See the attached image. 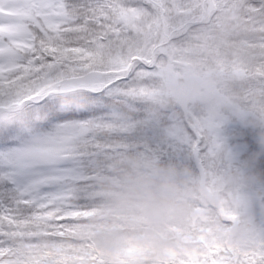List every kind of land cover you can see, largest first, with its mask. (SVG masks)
Instances as JSON below:
<instances>
[{
	"label": "snow or ice",
	"instance_id": "snow-or-ice-1",
	"mask_svg": "<svg viewBox=\"0 0 264 264\" xmlns=\"http://www.w3.org/2000/svg\"><path fill=\"white\" fill-rule=\"evenodd\" d=\"M201 10L200 0H0V89L30 100L23 123L0 127V264L19 241L75 250L91 175L110 155L217 163L231 122L157 103ZM65 85L75 89L70 105L58 94ZM237 264H264V246Z\"/></svg>",
	"mask_w": 264,
	"mask_h": 264
},
{
	"label": "rangeland",
	"instance_id": "rangeland-1",
	"mask_svg": "<svg viewBox=\"0 0 264 264\" xmlns=\"http://www.w3.org/2000/svg\"><path fill=\"white\" fill-rule=\"evenodd\" d=\"M201 17L202 12L198 11L194 20ZM180 67L171 62L161 80L157 98L159 107L163 105L164 109L195 112L202 117L216 116L233 125L228 133L227 146L219 152L217 163L208 167L211 171L206 182L207 196L199 191L200 176L197 178L193 168L188 174L189 181L184 178L186 175L176 174L175 177L181 181L187 211L179 218L166 221L150 239H145L149 228L146 219L137 216L135 210L123 211L120 203L132 195L142 179L154 177L158 168L163 170L162 174H172L167 164H163L166 163L164 157L154 151L142 150L145 157L142 160L147 162L131 161L134 172L119 167L122 159L105 162L101 173L91 175L87 186L91 191L88 211L73 226L74 237L82 239L83 243H77L76 249L72 250L51 242L45 247L19 241L5 257L4 264H22L25 259L37 257L41 264H71L76 257H86L85 264H92L86 262L100 257L93 252L95 249L104 252L105 264H115L117 259L129 262L126 264H180L181 261L184 264H237L240 254L264 245V199L259 200L262 191L264 195L263 173L255 174L240 167L241 164L248 165L252 157L263 156V146L260 148L253 144L264 140L263 130L258 129L263 126V116L260 115V112L263 114V106L261 109L256 106L248 109L224 92L225 80L232 76L231 73H238L240 66H235L231 72L213 74L202 67ZM69 89L73 87L65 85L59 90ZM2 94H6L5 101L15 107L23 100V95L7 87L0 89ZM10 117L14 116L4 114L2 119L9 120ZM251 120L253 127L250 126ZM230 141L232 143L228 145ZM175 160L181 164L187 162V159L179 157ZM235 194L238 195L236 199ZM244 197L246 199L243 200ZM219 203L224 206V211L215 206ZM241 221L253 228L255 235L250 242L233 238L235 227ZM102 233L118 236L123 244L122 251L107 253L99 243ZM84 242H88L92 251L78 255ZM49 252L53 254L48 255Z\"/></svg>",
	"mask_w": 264,
	"mask_h": 264
},
{
	"label": "trees",
	"instance_id": "trees-1",
	"mask_svg": "<svg viewBox=\"0 0 264 264\" xmlns=\"http://www.w3.org/2000/svg\"><path fill=\"white\" fill-rule=\"evenodd\" d=\"M200 2L203 7V10L200 11L202 17L193 20L186 27L182 39L175 47L171 62L181 66L180 69L183 67L188 69L202 67L212 74L215 72H231L235 66H240L238 73H231L232 76L226 78L224 92L228 94L231 100L239 102L248 109L251 107L261 109L263 106V114L258 111L263 116V126L260 125L258 129L261 132L263 130L264 134V11L259 6V0H200ZM74 92V88L58 90V94L63 97L62 102L66 105L73 102ZM6 96V94L0 95V127H10L17 123H23L29 111L30 100L23 96V100L15 107L11 104L10 106L8 100L5 101ZM160 107L162 108L163 105H160ZM4 114L14 117H10L9 120L2 119ZM252 121L250 126L253 127ZM231 141L228 145L232 143ZM253 144L256 147L260 146V148L263 146L264 149V140L263 143L254 142ZM142 150L129 149L120 151L118 155L116 153L110 155L95 169L93 174L101 173L104 169V163L115 159H122L119 167L132 172L134 166L131 161L147 162L142 160L145 158ZM164 159L166 163L163 164H167L168 169L174 176L181 173L182 176L183 174L186 175L184 178L189 181L188 174L191 173L193 168L197 172V178L200 176V182L204 176L206 182L209 178L211 169L196 167L188 159L187 162L182 164L176 161L175 158L164 157ZM248 163V165L241 164L240 167L242 166L241 168L246 171H253L255 174L263 173L264 181V150L263 156L259 158L252 157V161ZM229 173H232L231 170ZM229 182L232 181L229 180ZM241 191H244V189ZM237 197L238 195L235 194V199ZM244 199L246 198L244 197ZM263 199L262 191L259 200ZM215 206L219 211H224V206L220 203ZM76 243H83V241L82 239H76ZM82 248V252L79 251L78 255L92 251L88 242H84ZM95 250L93 252L99 254L100 257L98 256V258L102 259L103 264H105L104 252L98 249ZM86 260H88L86 257H76L71 264H85ZM124 261L129 263L126 260ZM86 263L98 264V259L92 258Z\"/></svg>",
	"mask_w": 264,
	"mask_h": 264
},
{
	"label": "clouds",
	"instance_id": "clouds-1",
	"mask_svg": "<svg viewBox=\"0 0 264 264\" xmlns=\"http://www.w3.org/2000/svg\"><path fill=\"white\" fill-rule=\"evenodd\" d=\"M162 169L156 170V175L144 180L133 189L132 195L123 199L120 207L125 212L135 210L137 216L146 219L149 224L145 239H150L164 223L183 216L187 211L181 181L172 174H162ZM255 233L250 224L241 221L236 225L233 238L240 242H250ZM100 246L110 254L122 251L123 244L118 236L101 234Z\"/></svg>",
	"mask_w": 264,
	"mask_h": 264
},
{
	"label": "water",
	"instance_id": "water-1",
	"mask_svg": "<svg viewBox=\"0 0 264 264\" xmlns=\"http://www.w3.org/2000/svg\"><path fill=\"white\" fill-rule=\"evenodd\" d=\"M200 190H201V192H202L203 194H205V195L208 194V191L205 189V178H202V179H201ZM115 264H126V262L120 260V261H116Z\"/></svg>",
	"mask_w": 264,
	"mask_h": 264
}]
</instances>
